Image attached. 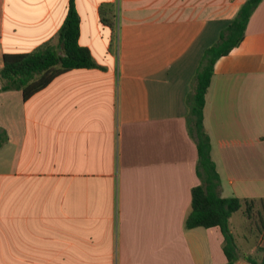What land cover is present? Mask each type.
<instances>
[{
    "label": "crops",
    "instance_id": "obj_1",
    "mask_svg": "<svg viewBox=\"0 0 264 264\" xmlns=\"http://www.w3.org/2000/svg\"><path fill=\"white\" fill-rule=\"evenodd\" d=\"M73 1L99 67L27 99L0 88V264H224L219 227L184 226L199 183L187 98L244 0ZM68 7L0 0V68L4 53L56 42ZM203 124L221 196L264 197V0L214 63ZM243 239L235 264L264 232Z\"/></svg>",
    "mask_w": 264,
    "mask_h": 264
},
{
    "label": "trees",
    "instance_id": "obj_2",
    "mask_svg": "<svg viewBox=\"0 0 264 264\" xmlns=\"http://www.w3.org/2000/svg\"><path fill=\"white\" fill-rule=\"evenodd\" d=\"M262 0H244L236 16L220 32L218 40L206 48L196 70L194 84L187 98V130L195 142L197 162L195 172L199 183L191 188V209L184 226L219 227L222 235V250L226 257L224 264H235L239 259L238 248L229 226L231 215L241 210L262 234L264 232V197L238 198L221 196V182L211 157V139L203 124L205 95L213 74L215 61L228 54L242 41L247 23L255 8ZM103 24L113 27L100 10ZM80 18L73 0L63 23L56 33V42L48 41L25 53H4L0 68L1 90L19 89L24 99L43 89L54 77L76 68L99 67L90 50L79 44ZM0 138L7 140L5 131ZM249 264H264V246L257 245L254 251L243 256Z\"/></svg>",
    "mask_w": 264,
    "mask_h": 264
},
{
    "label": "rangeland",
    "instance_id": "obj_3",
    "mask_svg": "<svg viewBox=\"0 0 264 264\" xmlns=\"http://www.w3.org/2000/svg\"><path fill=\"white\" fill-rule=\"evenodd\" d=\"M240 211L241 210L234 212L229 221V226L235 233L234 238L235 243L238 246L237 248L242 246L244 236L247 237L249 244L253 243L260 236V232L255 228L253 223L247 220Z\"/></svg>",
    "mask_w": 264,
    "mask_h": 264
}]
</instances>
